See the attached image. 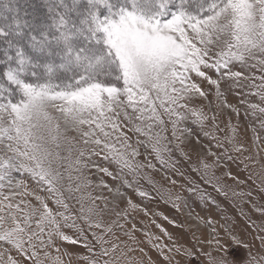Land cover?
<instances>
[{"label": "snow or ice", "instance_id": "6c2138e0", "mask_svg": "<svg viewBox=\"0 0 264 264\" xmlns=\"http://www.w3.org/2000/svg\"><path fill=\"white\" fill-rule=\"evenodd\" d=\"M30 7L0 0V264H66V243L83 264H264V219L163 216L183 244L135 215H154L136 200L153 193L181 211L183 192L215 205L209 188L264 190V0ZM242 110L251 138L232 122Z\"/></svg>", "mask_w": 264, "mask_h": 264}, {"label": "rangeland", "instance_id": "374dc122", "mask_svg": "<svg viewBox=\"0 0 264 264\" xmlns=\"http://www.w3.org/2000/svg\"><path fill=\"white\" fill-rule=\"evenodd\" d=\"M257 70V75H258ZM230 103H237V99L234 94H228L227 96ZM212 100L213 106L217 103L213 97H210ZM198 103H202L203 105L207 106L208 101H199ZM205 110H208L207 107ZM230 115L227 111L225 112V115L222 117V119L226 120L227 116ZM232 122L233 124H239V130L244 133L246 132L247 136L251 138V126L256 124L255 118L251 116H245L242 114L239 117V120L237 121V118L233 115L232 116ZM135 139V137H133ZM259 149L262 153H264V144L259 145ZM253 153L257 151V147H252ZM232 168L236 171L243 172V168H236V165L233 164ZM154 179L158 182V185H162L164 189H168L171 187L164 179L162 174L160 173H153ZM244 176H247V173H244ZM143 183V181H142ZM229 184L232 182L229 180ZM235 187V185H233ZM238 191L240 189H237ZM175 191H180L179 188L175 189ZM208 191L211 193L213 198L216 200V204H206L203 201L199 199L198 194H192L183 192L182 194L186 197L187 206L184 207L181 211H177L175 208L172 207L171 203L166 202L164 199H161L156 193H153L155 196L154 199H152L150 202L148 200H143L139 197L136 198L138 203H141L142 205H147L150 209V212L154 215H150L148 217H145L142 213H135L137 220L142 221V225L138 224V227H143L146 230L155 233L157 235L160 234L159 229L155 227L151 223L152 219H155L157 223L164 225L169 232L173 234L174 238H177L180 243L188 244L191 241V233L188 232L187 228L178 229L174 228L171 224H169L167 221L163 220V216H168L169 218H175L177 221H183L189 211L195 215H206L208 213L215 214L216 218L223 223L224 218L228 219L229 221L237 224L239 227H243V222L246 220V216L244 213H247L251 216L252 220H255L257 223H260L264 217H261L259 212H256L253 208V204L257 206H264V190L261 189L259 186V182L257 181L255 185L249 184L244 186L243 191L248 192L251 191V197L245 196L243 200L237 198L232 199L231 197L228 199H225L222 196H219L216 192L212 191L210 188ZM162 214V215H161ZM138 237L143 240V234L137 233ZM167 242V240H165ZM146 250L150 252L153 259H158L156 252L154 249H151V247L147 244L144 245ZM63 252H67L69 255H65L64 259L66 264H83L80 257L85 253V250L80 245H70V244H64L62 249Z\"/></svg>", "mask_w": 264, "mask_h": 264}, {"label": "trees", "instance_id": "16d2710c", "mask_svg": "<svg viewBox=\"0 0 264 264\" xmlns=\"http://www.w3.org/2000/svg\"><path fill=\"white\" fill-rule=\"evenodd\" d=\"M18 4L21 8L28 7V10L31 11L30 6H40L42 0H18Z\"/></svg>", "mask_w": 264, "mask_h": 264}]
</instances>
